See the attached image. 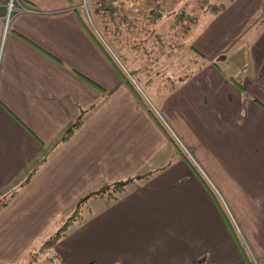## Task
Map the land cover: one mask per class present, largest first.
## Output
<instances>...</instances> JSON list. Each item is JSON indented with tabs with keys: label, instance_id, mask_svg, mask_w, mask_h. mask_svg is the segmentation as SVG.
Listing matches in <instances>:
<instances>
[{
	"label": "crops",
	"instance_id": "1",
	"mask_svg": "<svg viewBox=\"0 0 264 264\" xmlns=\"http://www.w3.org/2000/svg\"><path fill=\"white\" fill-rule=\"evenodd\" d=\"M8 1L0 0V201L8 199L0 264L38 261L44 253L27 255L91 199L100 208L82 212L53 247L67 264H188L200 256L264 264V25L253 33L264 0L207 9L189 44L194 67L181 76L171 71L172 50L162 54L155 39L178 34L174 18L134 17L123 53L141 69L138 81L77 0H14L7 12ZM174 2L162 0L167 12ZM156 22L163 32H153ZM242 43L249 59L239 66L229 56ZM79 115L81 126L29 177ZM128 178L117 197L95 194Z\"/></svg>",
	"mask_w": 264,
	"mask_h": 264
},
{
	"label": "rangeland",
	"instance_id": "2",
	"mask_svg": "<svg viewBox=\"0 0 264 264\" xmlns=\"http://www.w3.org/2000/svg\"><path fill=\"white\" fill-rule=\"evenodd\" d=\"M10 1L12 4V7L9 10V12H11V10L14 7V0H9L8 3ZM80 1H81V4H80L81 7L80 8L83 11V15H84L88 25L90 26V28H92L95 31V34L97 36H99V38L103 41L105 46L113 52L112 56L113 57L115 56L114 57L115 60L117 58L118 61L120 63H123V66H125L127 68V70H129V71H130V69H133V67L128 65V63L126 62V59H125L126 53L125 52L123 53V51L128 48L127 45L129 43L133 44V40L129 41V39H128V37L130 38V36H131L129 29L132 30L133 22H135L134 21L135 19H133V18L137 16L140 18L142 17L143 19H147V15L150 14L151 9L154 10V9L160 8L162 10L161 14L169 15V16H171L170 19H172V17L174 18L177 10H180V13H182L183 11H187V10H189L188 12H191L192 5H193L194 8H193L192 12L190 13L191 14L190 16L195 19V20H193V22L194 21L195 22L192 23L191 28L189 30L183 31V30H185L184 29L185 25L183 24V22H182V24L178 22L177 24H174V28L176 27L175 29L178 32V34L172 35L170 33L169 34L165 33L164 39L163 38L160 39L159 36L155 35V39H158L156 41L157 44L159 43V40H162V43H161L162 44V50H161L162 54H165L168 50L169 51L172 50V53L169 56L170 57L169 58L170 66H171L170 68L172 70L171 69H168V70H171V71L175 70L173 72L176 74L179 73L180 74L179 76H181V75H183V72L186 73L189 71L187 69H183L187 66L189 67V65H187V60H189V57H188V50L190 47L189 44H191L193 35L201 29L202 24L205 22L207 16L209 15V12L207 11L208 6L211 4L223 3V1L227 2L228 0H189V1L193 2V4L190 6V8H189V6H184V2H182L180 0H175L173 5L171 4V8L168 11V12H171V14H167L168 12L166 10L165 5H163V3H162V0H113L114 1L113 3H117L115 5L117 12H114L112 10H110V12H105L104 6L102 4L99 5V3L104 4L105 0H80ZM195 2H198L199 4H196ZM8 3H7V5H8ZM7 5H6V8H7ZM111 7L112 6L110 5V8ZM94 14H96L98 16H100L99 14H101V16L99 17L101 19L99 21V23L97 22ZM108 15H113L112 19L108 20L107 19ZM121 17H123L125 20L120 21ZM6 19L7 18L5 17V21H6ZM149 19H150L149 23H152L150 16H149ZM166 22H168V20H165L162 23L165 24ZM158 23L159 22H156V25L153 24V28L156 31H154V29L151 26V28L148 30V32H150L152 29H153L154 33H156V32L160 33L161 31L163 32V30H165V27L161 26V24H158ZM139 27H140V30L143 29L140 25H139ZM102 28L105 29V34H104ZM156 34H158V33H156ZM105 35H107V36H105ZM167 35H169L168 38H167ZM139 41L140 42L145 41V39L142 40L140 38V39H138V42ZM243 42H244V44H246L247 39H245ZM148 43H149V39L147 41V44ZM137 44H139V43H137ZM142 46H144V45H142ZM245 49H246V47L242 43V45L238 48V50H233L231 52L229 59L238 63L239 66L242 65L244 63V61H246V59H249V57L246 56ZM190 51L193 53L192 50H190ZM126 58H127V56H126ZM188 64H189V62H188ZM190 67L192 68L194 66H190ZM222 68L225 70L224 64H222ZM150 70H151V68H149L148 72ZM226 70L228 72L232 73V71L227 67H226ZM173 72H171V73H173ZM175 79H178V77L175 76ZM141 90L144 92V89L142 87H141ZM0 199H1V197H0ZM84 201H85V199L82 200L81 204ZM100 204H101V201L99 199H96V200L91 199V200L87 201L86 203H84L83 206L81 205L82 208H80V213H81L80 219L83 217L82 212H84V214H86V216H87L90 209H94V210L96 209L97 210L100 208ZM69 227H70V225H69ZM57 229L58 228H55L54 232ZM33 247L37 248L38 246H37V244H34ZM32 249H34V248H32ZM53 251H54V249H53ZM50 254H51V252L44 253L43 256L38 261L34 262L33 264H60L58 260H52V261L49 260L48 256ZM27 257H28V259L30 258L29 254L27 255ZM46 262H48V263H46ZM24 263L28 264L29 262H28V260H26Z\"/></svg>",
	"mask_w": 264,
	"mask_h": 264
},
{
	"label": "trees",
	"instance_id": "3",
	"mask_svg": "<svg viewBox=\"0 0 264 264\" xmlns=\"http://www.w3.org/2000/svg\"><path fill=\"white\" fill-rule=\"evenodd\" d=\"M77 2H78V4H81L80 0H77ZM113 2H114L113 0L111 2H110V0H105V3L111 4V6H112L111 10L114 12H117V9L115 6L117 3H113ZM225 5H226L225 3L211 4L208 6V9L217 13L218 11L224 9ZM167 9L169 11V8H167ZM161 13H162V10L160 8L154 9V10L151 9V12L149 15H147V18H148V20H150L149 19V16H150V18L153 22V20H157L161 16ZM190 13L191 12H188V11H183L182 13H180V10H177L175 13V16H174L175 24H177L178 22L182 24V22H183V24L185 25L184 29L189 30L191 28L192 23H194L193 22L194 18L190 16L191 15ZM101 14H99V15L101 16ZM112 17H113V15H108L107 19L108 20L112 19ZM122 20L124 21L125 19L123 17H121L120 21H122ZM263 25H264V16L262 19H260L259 23H257L255 25L253 33H256L258 30H260V28ZM145 40L147 41L148 37L145 38ZM248 40H249V38H248ZM140 44H141L140 42H139V44H137V47H136L137 49H138V46H139V49L141 48ZM139 71H141V69L135 68V69H130L129 73L131 74V76L135 80L137 79V81H138L137 73ZM145 71H148V69H145L144 72ZM158 75L159 76L163 75V71L160 70ZM231 79L236 80L239 83V85L241 87H243V84L239 80H237L236 77L235 78L233 77ZM169 82H173V85L175 84L174 83L175 81L172 77H171ZM82 123H83V117H82V115H79L72 123H70L65 128V130L59 136V138H57L53 144H51L50 146L45 148L44 153L42 155H40L39 157H37L35 162L33 163L31 170H30V173H29V177H31L51 157V155L56 150V147L60 143L67 141L73 135V133L81 126ZM131 180H132L131 178H128V179H121V180L112 181V182L106 184L105 188L102 189L101 191L95 192V194L106 195V196H110V197H117V195L120 192H122L126 189L127 185L131 182ZM24 183H26V182H24ZM7 200L8 199L1 200L0 201V207L3 206L7 202ZM80 208H81V205L79 204L77 206V209H75V211L73 212V214L69 218H67L58 227V229L40 245L38 250L34 251L30 254V261L36 260L43 253L51 252V254L48 256L49 259L58 260L60 264H67L56 252L53 251V247L57 243V241L62 237V235H64L66 233L69 225H71L72 223H74L80 219V217H81ZM89 264H95V263L91 262ZM188 264H213V263L209 262L206 256H200V257L193 259Z\"/></svg>",
	"mask_w": 264,
	"mask_h": 264
},
{
	"label": "built area",
	"instance_id": "4",
	"mask_svg": "<svg viewBox=\"0 0 264 264\" xmlns=\"http://www.w3.org/2000/svg\"><path fill=\"white\" fill-rule=\"evenodd\" d=\"M112 0H110V2H111ZM103 5L104 6V11L105 12H110V10H111V8H110V3H99V5ZM11 7H12V4H11V1L8 3V5H7V11L9 12V10L11 9Z\"/></svg>",
	"mask_w": 264,
	"mask_h": 264
}]
</instances>
